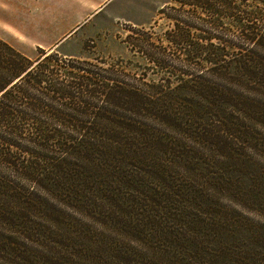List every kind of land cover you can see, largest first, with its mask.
I'll list each match as a JSON object with an SVG mask.
<instances>
[{
	"label": "rangeland",
	"instance_id": "374dc122",
	"mask_svg": "<svg viewBox=\"0 0 264 264\" xmlns=\"http://www.w3.org/2000/svg\"><path fill=\"white\" fill-rule=\"evenodd\" d=\"M192 2L28 0L20 29L0 18V37L33 66L52 53L50 69L60 68L62 79L68 70L99 83L122 81L158 98L171 94L173 115L211 118V125H168L98 96L47 103L65 115L37 119L51 128L88 135L87 128L104 126L102 135L121 133L120 140L103 139L108 149L98 155L72 141L63 154L57 142L23 144L34 155H27L32 179L0 168L13 187L0 198L9 214L0 224V264H264V73L240 70L246 52L206 60L240 42L237 18L254 2ZM190 43L196 49L188 57ZM200 78L222 86L230 105L213 109L186 88Z\"/></svg>",
	"mask_w": 264,
	"mask_h": 264
},
{
	"label": "trees",
	"instance_id": "16d2710c",
	"mask_svg": "<svg viewBox=\"0 0 264 264\" xmlns=\"http://www.w3.org/2000/svg\"><path fill=\"white\" fill-rule=\"evenodd\" d=\"M218 1L225 2L226 0H193L192 5L197 7L199 4H205L208 7L212 2ZM253 2L255 9L247 12L246 18H237V21H241L243 25L237 36L240 42L225 47H218L208 52L207 55L209 57H206L208 58L206 60L217 64L223 62V57L228 52L226 50L246 52L248 56L243 57L241 61L243 67L240 70L243 69L251 73L249 70L252 69L249 68L252 66L257 69L255 70L256 72L264 73V10L257 6L258 4H264V0H253ZM175 33L171 37L178 36ZM181 35L187 41L191 38L189 31L184 30ZM195 49L190 43L188 57L192 56ZM54 56L51 53L33 66L34 61L0 39V168H10L14 172H20L23 176H27L28 179H32L27 171L31 173L35 170V167L29 164L27 160L30 149L23 147L25 143L42 146L39 144L41 141L57 142L59 152L63 154L71 153L63 150L62 147L65 146V142L72 141L77 143V149L81 152H85L88 155L89 153L90 155H98L108 149L101 145L103 139L108 141L120 140L118 136H121V133H118L115 139L112 136L108 138L102 135L100 131L107 130V127L104 126L96 127L95 132H91L92 129L87 128L90 130L87 132L88 135L83 131L86 129L80 127L71 129L67 126L51 128V126L37 119L48 117L64 119L65 115L60 110L55 111L47 106L49 102L63 104L71 101L73 103L84 98L82 97L84 95L91 98L98 96L105 97L108 103L114 104L118 109L129 107L130 109L126 110V112L138 119L157 120L168 125L172 123L185 125L204 123L211 125V118L209 117H198L195 114L185 115V117L176 116V113L173 115L171 112L177 111L178 105L175 106L176 101L172 99L171 94L158 98L157 94L145 93L134 87L126 88L122 81L117 80L113 84L103 81L99 83L97 80L76 75L68 70H63L68 79H62L60 68L57 70L54 68L53 70L50 69V63L55 58ZM221 69H215L213 73L219 75L218 71L223 72L226 70L224 67ZM70 79L71 81H69ZM185 85L187 89L195 93V96L200 101H204L206 105H210L213 109H221L226 105H230V103L226 102V91L222 90V86L212 85L207 79L202 80L200 78L197 81L190 79L185 81ZM117 102L118 104H116ZM235 104L240 103L235 102ZM79 109L80 107H74V109L70 110H76L78 114L82 115L87 114V111H79ZM97 114L98 117H103V113ZM137 123L140 125V122ZM69 130L74 135H77L78 138L70 135L67 132ZM87 136L89 141L92 140V145L88 146V142L84 139ZM148 136V134H143L144 138ZM84 141L87 142L85 145L82 144ZM32 153L30 154L34 157ZM12 190L13 187L10 181L0 173V198L6 201V194H10ZM7 215L9 214L0 205V224L7 218ZM0 231H2L1 226ZM1 237L2 234L0 233V242ZM2 258L1 253L0 260Z\"/></svg>",
	"mask_w": 264,
	"mask_h": 264
},
{
	"label": "crops",
	"instance_id": "0c3cea01",
	"mask_svg": "<svg viewBox=\"0 0 264 264\" xmlns=\"http://www.w3.org/2000/svg\"><path fill=\"white\" fill-rule=\"evenodd\" d=\"M109 1L110 0H107V2H109ZM24 3L28 4V0H2V2H0V18L2 19L3 15L8 16L5 23H6L7 27H9L12 30H18L22 26L23 21H22L20 15L22 13L21 9H22V5ZM0 39H2V38L0 37ZM4 42H6V41H4ZM6 43L11 45V47L14 46L8 42H6ZM57 46H54V47H57ZM15 48H17V47H15ZM49 48H51V46Z\"/></svg>",
	"mask_w": 264,
	"mask_h": 264
}]
</instances>
